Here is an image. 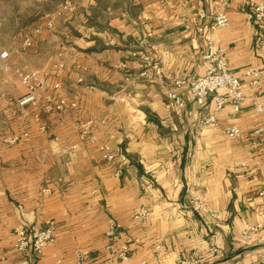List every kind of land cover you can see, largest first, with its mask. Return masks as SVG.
Here are the masks:
<instances>
[{"label":"crops","instance_id":"1","mask_svg":"<svg viewBox=\"0 0 264 264\" xmlns=\"http://www.w3.org/2000/svg\"><path fill=\"white\" fill-rule=\"evenodd\" d=\"M258 1L229 0V26L217 33L236 75L264 67V36L253 20ZM214 2L78 0L79 10L65 14L73 33L63 55L59 39L55 48L34 51L44 60L31 69L46 78L39 105L19 108L24 90L0 95V135L29 134L0 141V264L23 257L13 248L18 224L41 228L47 220L55 238L32 264H74L77 249L83 264H185L195 251L205 264H264V146L252 144L264 119L253 103H264V73L257 86L245 84L240 111L228 101L212 122V110L191 92L183 91L180 117L165 96L175 79L209 67L198 12ZM57 38L48 30L40 39ZM47 95L77 105L36 120ZM90 119L92 134L82 138L78 124ZM229 124L243 136L227 135ZM196 198L217 216L194 211ZM137 208L147 210L144 221L134 217ZM112 218L121 225L114 244L127 246L126 260L106 248ZM251 225L257 230L245 243L241 231Z\"/></svg>","mask_w":264,"mask_h":264},{"label":"built area","instance_id":"2","mask_svg":"<svg viewBox=\"0 0 264 264\" xmlns=\"http://www.w3.org/2000/svg\"><path fill=\"white\" fill-rule=\"evenodd\" d=\"M229 0H215L212 10L200 9L198 17L203 21L199 25V32L205 39V52L203 58L209 62V67L202 74H199L193 78H178L173 82V87L166 91V100L171 111L177 115L182 116L187 108V102L183 96V91H189L193 94L198 106L204 107L207 110H212V114L208 117V121L215 120L214 112L219 111L224 105L230 101L233 110L235 112L240 111L244 101L246 99L244 86L248 84L250 86H257L261 75L264 73L263 68H251L244 71L241 75H236L229 68L228 62L225 58L226 49L220 45L217 39V33L220 29L229 26V16L227 8ZM78 9V3L76 0H64L58 8L53 12H47L43 16L42 23L36 28V33H41L42 30H54L57 28L60 18L65 14L75 12ZM253 20L260 25L261 35L264 36V0L258 1L253 7ZM65 41L61 43V51L59 56L63 55V51L68 48L69 41L72 34L70 30L64 32ZM33 45V36L26 35L22 43L23 49H28ZM8 50L0 52V60L3 68L6 70L9 68ZM61 62L59 67H63ZM15 73L21 80L24 86V92L18 96L15 100L19 108L26 112L25 108L28 105L38 106L40 103V93L45 90L46 78L45 75L36 69L23 70L15 68ZM146 72L144 71L143 74ZM82 80V78H80ZM123 100V98H121ZM254 107L257 112L261 113L264 117V103L254 100ZM75 102H68L64 97L54 99L52 95L45 97L44 103L40 105V112L36 113L35 119H39L40 113H51L54 111H61L67 107H76ZM80 135L82 138L90 136L94 127V120L90 119L78 124ZM41 131L47 129L46 125L39 126ZM224 131L227 135L234 138H241L243 133L241 129L234 124L225 126ZM28 132L22 134H13L8 137H4L3 141L9 144L18 142L22 137L28 136ZM254 139L252 144L257 146L262 144L264 146V119L262 123L257 126L253 131ZM262 136L261 142L256 137ZM76 148L75 145L71 146ZM105 150V147L102 148ZM107 160H114L115 156L110 152L104 154ZM119 174V172H116ZM259 196L264 199V188L259 192ZM192 209L194 211H203L210 217L217 216L218 211L214 208L208 209L200 199L196 198L193 201ZM147 216V210L145 208H137L134 212V217L139 221H144ZM120 223L114 218L110 219L107 236L110 241L107 243L106 248L110 252L114 259L126 260L128 259L127 246L117 247L114 241L118 237V229ZM257 230L256 226L251 225L245 227L241 231V236L245 243H250L253 233ZM55 238V229L51 220H47L45 225L41 228H32L26 222H21L15 227L13 248L14 250L21 252L23 257L18 262H11L9 264H32V257L40 256L43 254L45 247L53 242ZM212 251L217 252L216 246L211 247ZM76 261L74 264H83L86 255L82 249H77ZM185 264H205V259L200 251L193 252L189 257L182 259Z\"/></svg>","mask_w":264,"mask_h":264},{"label":"rangeland","instance_id":"3","mask_svg":"<svg viewBox=\"0 0 264 264\" xmlns=\"http://www.w3.org/2000/svg\"><path fill=\"white\" fill-rule=\"evenodd\" d=\"M64 0H0V52L8 50L10 61L9 68L6 70L0 60V95L2 91L9 93L12 97H17L25 90L21 80L15 73V66L19 65L23 70L39 67L44 58L37 55L34 51L40 49L45 52L56 46L58 39L65 41L64 32L67 30L73 33L69 22L71 17L65 15L62 17L58 26L53 31L58 33L61 38L53 40H42V34L48 31L42 30L36 33V28L43 21V16L47 12L55 11ZM78 1V0H76ZM79 10V8H78ZM77 10V11H78ZM75 11V12H77ZM73 13V12H72ZM70 14V13H69ZM96 19L102 20V13L96 11ZM26 35L33 36V45L28 49L22 48V43ZM69 46V43H67ZM61 47V44H60ZM37 70V69H36ZM4 83V80H6ZM10 135H0V141Z\"/></svg>","mask_w":264,"mask_h":264}]
</instances>
